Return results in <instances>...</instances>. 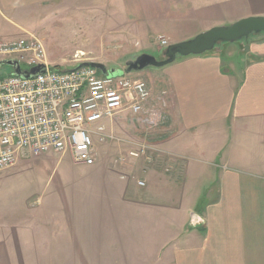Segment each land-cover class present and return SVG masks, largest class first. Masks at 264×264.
<instances>
[{
    "label": "crops",
    "instance_id": "0c3cea01",
    "mask_svg": "<svg viewBox=\"0 0 264 264\" xmlns=\"http://www.w3.org/2000/svg\"><path fill=\"white\" fill-rule=\"evenodd\" d=\"M52 1L0 0V38L28 30L31 16ZM145 1V17L155 13L156 2L160 6L152 30L141 29L139 20L127 23L144 32L143 40L160 34L170 44L264 15V0H201L196 18H182V0ZM253 37L242 47L177 58L160 71L155 86L164 90L157 100L147 82L144 113L130 118L124 111L106 122L125 143L97 149L90 167L102 174L74 182L53 177L52 192L26 197L31 206L25 211L1 210L0 264H264V35ZM160 116V134L149 144L167 161L130 157L115 166L124 146L139 145L137 124ZM230 132L235 138L227 149L198 146L206 135L213 140L220 133L224 142ZM31 157L9 170L48 163L45 155ZM206 180L205 194H211L200 207L199 184ZM44 200L49 206H41ZM192 212L204 224L191 226Z\"/></svg>",
    "mask_w": 264,
    "mask_h": 264
},
{
    "label": "rangeland",
    "instance_id": "374dc122",
    "mask_svg": "<svg viewBox=\"0 0 264 264\" xmlns=\"http://www.w3.org/2000/svg\"><path fill=\"white\" fill-rule=\"evenodd\" d=\"M188 1L182 0V18L190 15L195 16L197 12L201 15V10H199L203 6L200 3L201 0H194L191 4L192 6L196 4V8L194 9L198 11L195 12L191 5L188 6ZM145 7H148L145 0L144 3L143 0H55L39 7L40 9L36 12V16L32 15L31 20L27 22L28 30L22 31L14 37L36 36L45 47L49 63L55 67L70 69L80 62H96L104 64L109 70H125L128 60L135 59L144 53L153 55L159 60L163 59L164 52L167 48L161 47L158 43L157 37L160 34L156 37L154 36V40H143L141 36L144 32L136 30L135 28L133 30L131 27L133 24L127 23L130 19L139 20L140 23L138 26L141 29L152 30L153 24L159 18L157 12L160 6L156 2L155 13L149 17L147 15V17L143 16L146 10ZM143 18L146 19L141 22ZM231 23L224 25H230ZM199 33L192 34L187 40L194 38ZM245 41L247 40L233 43L221 42L216 45L215 49L226 48L228 46H234L235 48L242 47L245 46ZM166 66H149L141 71H132L129 73V76L147 81L153 89V99L157 100V95L159 92L162 93L164 89L160 86V83L158 86H155V84H158L156 81L161 78L160 71ZM22 68L23 70L31 69V67L23 63ZM12 71L13 68L8 65L0 66V77L9 75ZM160 107L162 108L163 106L161 105ZM144 110L140 114L144 113ZM163 113L164 111H162ZM134 115L132 112L128 113L130 118ZM147 120L149 121H144V125H142V122L137 124L138 130L134 132V134L138 135L136 139H138L139 144H149L151 139H154L156 135L158 136L160 134L163 116H160V119L157 118L155 120L154 118H150ZM141 127L142 129H140ZM106 131L107 133L112 132L108 128ZM112 133L116 134L115 132ZM226 138L223 142L222 135L219 133L215 135L213 140L210 138L207 139L206 135V139L204 137L198 139L197 142L198 146H204L207 149L220 146L221 144L227 149L230 147L229 143L232 145L235 136L230 132L226 133ZM124 143L121 142L119 145L110 143L108 146L117 145L120 147ZM95 146L96 149H101L106 146V143L100 141L99 134H95ZM123 148L125 150H121V153L127 154L128 148L126 146ZM110 152L109 150L106 154L109 155ZM149 152L153 157V162L167 161L166 158L168 157L159 155V152L152 147H150ZM45 157L48 163H45V166L40 169L22 167L17 170H9L13 165L0 171V211L4 209H20L21 211H25L31 206V204H28L26 197L43 196L52 192V185L50 183L48 184V182L53 177L56 180L61 179L65 182H74L83 177L95 178L96 175L102 174L101 171H96L95 167H90V165H76L69 152L62 154L50 153L46 154ZM30 158L33 157L23 155L20 159L28 160ZM107 158H110V155ZM141 159L142 157L137 158L139 161ZM138 164H141V162ZM54 169L55 172L53 173ZM169 169L171 168L169 167ZM196 171V175H193L194 180H198L199 178L198 174L201 171L199 166L196 168ZM115 176L118 175L116 174ZM199 187L204 188L202 189V198L196 199V202L201 207L209 201L208 194L210 195L211 193L207 191L205 194V192L210 188V184L206 180L200 182ZM212 190L213 188H211ZM108 205L107 201L102 202L103 208L104 206L108 207ZM41 206L46 207L49 204L44 200Z\"/></svg>",
    "mask_w": 264,
    "mask_h": 264
},
{
    "label": "built area",
    "instance_id": "2783aa9c",
    "mask_svg": "<svg viewBox=\"0 0 264 264\" xmlns=\"http://www.w3.org/2000/svg\"><path fill=\"white\" fill-rule=\"evenodd\" d=\"M157 41L161 47L170 44L162 35ZM4 59L17 60L21 68L22 63L31 69L43 64L46 70L31 78L14 71L0 77V171L23 155L50 153L69 152L75 163L94 165L98 158L95 134L106 144L125 142L107 133L106 122L124 111L140 114L151 97L147 81L128 73L109 76L81 65L85 62L70 69L53 66L42 42L33 35L0 38V60ZM150 147L144 143L127 154L120 152L114 165L122 166L130 157L150 161Z\"/></svg>",
    "mask_w": 264,
    "mask_h": 264
},
{
    "label": "water",
    "instance_id": "95a60500",
    "mask_svg": "<svg viewBox=\"0 0 264 264\" xmlns=\"http://www.w3.org/2000/svg\"><path fill=\"white\" fill-rule=\"evenodd\" d=\"M264 35V15L248 16L241 18L230 25L214 26L206 31L196 35L194 38L181 42L172 43L167 46L163 59H157L150 54H141L136 59H130L126 62V69H108L102 63L85 62L81 65H90L98 68L103 74L120 75L122 73H131L132 71H141L149 66L162 67L173 63L179 56L200 55L215 49L221 42H236L248 40L252 36ZM8 65L13 68L15 74L24 77H35L46 70L45 65L40 64L31 70H22L19 62L15 59L0 60V66ZM190 225L199 227L204 221L199 214L192 212L190 214Z\"/></svg>",
    "mask_w": 264,
    "mask_h": 264
},
{
    "label": "flooded vegetation",
    "instance_id": "af4514ba",
    "mask_svg": "<svg viewBox=\"0 0 264 264\" xmlns=\"http://www.w3.org/2000/svg\"><path fill=\"white\" fill-rule=\"evenodd\" d=\"M136 59V58H135Z\"/></svg>",
    "mask_w": 264,
    "mask_h": 264
}]
</instances>
